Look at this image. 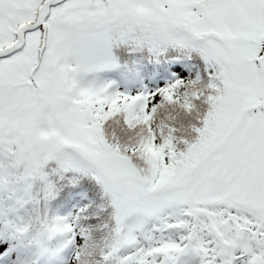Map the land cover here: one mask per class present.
Instances as JSON below:
<instances>
[{"label":"snow or ice","instance_id":"snow-or-ice-1","mask_svg":"<svg viewBox=\"0 0 264 264\" xmlns=\"http://www.w3.org/2000/svg\"><path fill=\"white\" fill-rule=\"evenodd\" d=\"M0 264H264V0H0Z\"/></svg>","mask_w":264,"mask_h":264}]
</instances>
